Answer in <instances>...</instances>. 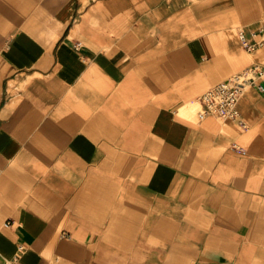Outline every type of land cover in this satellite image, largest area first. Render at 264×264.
Segmentation results:
<instances>
[{"label": "crops", "instance_id": "obj_1", "mask_svg": "<svg viewBox=\"0 0 264 264\" xmlns=\"http://www.w3.org/2000/svg\"><path fill=\"white\" fill-rule=\"evenodd\" d=\"M264 0H0V264H264ZM9 222L10 225H6Z\"/></svg>", "mask_w": 264, "mask_h": 264}, {"label": "built area", "instance_id": "obj_2", "mask_svg": "<svg viewBox=\"0 0 264 264\" xmlns=\"http://www.w3.org/2000/svg\"><path fill=\"white\" fill-rule=\"evenodd\" d=\"M239 35L245 49L251 53L264 46V22L249 38L243 29ZM252 86L264 91V63L254 62L242 70L232 74L228 79L212 86L198 97L201 109L198 113L201 119L216 115L226 120H238L245 125L239 108L243 94ZM6 225H10L9 222ZM4 264H27L19 257L7 260Z\"/></svg>", "mask_w": 264, "mask_h": 264}]
</instances>
